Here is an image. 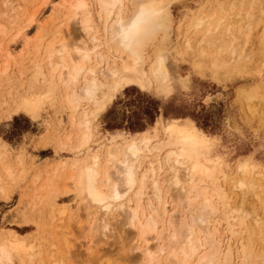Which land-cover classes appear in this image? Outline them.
Segmentation results:
<instances>
[{
  "label": "bare ground",
  "instance_id": "6f19581e",
  "mask_svg": "<svg viewBox=\"0 0 264 264\" xmlns=\"http://www.w3.org/2000/svg\"><path fill=\"white\" fill-rule=\"evenodd\" d=\"M177 1L182 0H63L49 21L35 26L32 42L27 30L38 12L5 47L0 44V57L6 58L0 73L15 61L21 80L27 78V93L15 111L37 118L44 101L69 111L73 131L61 145L76 158L61 162L68 170L61 191H73L84 211L88 226L81 222L77 228L92 237L87 251L94 250L95 238L114 233L111 221L118 216L120 228L129 232L126 256L112 261L105 252L99 264H264V172L247 161L225 172L213 140L192 121H159L161 137L144 130L120 144L90 147L93 114L104 111L118 90L133 85L167 93L180 82L163 46L172 22L169 6ZM201 1L186 20L181 49L194 53L198 69L206 59L216 77L249 65L258 82L242 96L254 115L264 101V0ZM17 39L23 48L14 56L9 44ZM1 165L4 176L13 177ZM0 192L7 193L1 177ZM42 192L39 202L29 204V216L50 207L49 244L57 256L52 264H67L76 252L69 217L62 222L68 213L54 210L51 195L57 191ZM116 236L122 239L121 232ZM41 249L9 232L0 236V264H36Z\"/></svg>",
  "mask_w": 264,
  "mask_h": 264
},
{
  "label": "rangeland",
  "instance_id": "374dc122",
  "mask_svg": "<svg viewBox=\"0 0 264 264\" xmlns=\"http://www.w3.org/2000/svg\"><path fill=\"white\" fill-rule=\"evenodd\" d=\"M62 1L48 0L44 4V0H0V28L3 30V33L0 32V44L2 47H5L16 35L19 27L31 14L38 12V18L27 30V37L32 42L37 33L35 26L49 21L53 15V8ZM202 4L204 2L201 0H182L169 6L172 22L167 36L164 37L163 46L169 54L172 67L178 71L181 83L179 82L172 92L167 93L156 90L155 87L142 90L133 85L118 90L104 111L93 114L94 118L92 117L91 122L95 132L93 143L90 144L92 150L95 151L110 144H120L125 138L144 130L161 137L159 121L188 119L200 133L213 140L216 147L215 154L221 164L226 167L225 172H232L239 162L244 161L261 173L264 172V101L260 102L256 114L249 115L242 96L249 87L258 82L251 72V67L248 65L243 68H234L235 70L226 69L216 77L212 69L207 66L206 59L202 60V66L198 69L194 64V53L184 54L181 49L186 20L191 11L196 13V9ZM21 41L17 39L9 44L14 56L22 52ZM5 60L6 58L0 57L2 69ZM17 69L15 61H11L6 74L0 73V177L7 190L6 194L0 192V236L13 232L28 244L37 243L40 249L42 248V255L41 262L35 260L36 264H52L57 256L51 253L54 249L49 244L51 240L48 214L51 209L46 207L43 212L29 216L31 210L29 204L39 202L44 194L43 190L46 194L57 191L56 194L51 195L55 197L52 205L54 210L56 208L61 210L63 207L62 210L68 213L61 216L62 222L69 217L71 223L69 222L68 235L76 244L75 254L70 255L66 263L99 264L98 262L104 259L105 252L110 253L109 258L112 261H120L116 259L126 256L127 253L124 254V252H128L129 247L126 244L129 232L124 231L127 227L120 228L121 217L116 216L117 218L111 221L116 228L114 233L107 231V237H102L101 240L95 238V241L94 238L92 239L95 242L93 247H95L89 253L87 248L92 237L88 232H80L77 228L81 222H83V228L88 226L86 217L83 215L84 211L78 208L80 203L73 191H68L69 193L61 191L66 185L68 173L67 169L64 171L60 166L61 162H69L76 158L69 147L61 145L63 138L73 131L70 127L69 111L47 101H44L39 116L34 119L21 111H15L18 99L27 93L25 86L27 88L28 82L27 78L25 81L21 80ZM1 164H5L3 166L14 178L4 176ZM46 181H49L50 186H44ZM7 196L10 199H7ZM24 215L29 219H25ZM120 232L122 239H117L116 235ZM222 240L226 238L222 237ZM152 243L154 244L150 242V246L153 245ZM137 253V251L133 252V254ZM15 264H18L17 261Z\"/></svg>",
  "mask_w": 264,
  "mask_h": 264
},
{
  "label": "trees",
  "instance_id": "16d2710c",
  "mask_svg": "<svg viewBox=\"0 0 264 264\" xmlns=\"http://www.w3.org/2000/svg\"><path fill=\"white\" fill-rule=\"evenodd\" d=\"M145 114V113H144ZM147 114H149V113H147Z\"/></svg>",
  "mask_w": 264,
  "mask_h": 264
}]
</instances>
